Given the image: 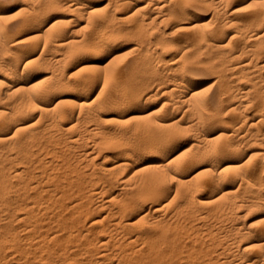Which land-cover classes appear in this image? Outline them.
<instances>
[{
    "label": "bare ground",
    "instance_id": "bare-ground-1",
    "mask_svg": "<svg viewBox=\"0 0 264 264\" xmlns=\"http://www.w3.org/2000/svg\"><path fill=\"white\" fill-rule=\"evenodd\" d=\"M129 37L130 86L104 100L98 75L84 72H100L95 56ZM194 51L216 63L219 83L199 101L201 83L179 72ZM83 55L93 57L67 76ZM206 106L223 143L203 133ZM103 117L114 128L97 140ZM130 121L144 136L127 147L113 135ZM196 123L191 153L170 149ZM257 145L264 151V0H0V264H264Z\"/></svg>",
    "mask_w": 264,
    "mask_h": 264
},
{
    "label": "rangeland",
    "instance_id": "rangeland-1",
    "mask_svg": "<svg viewBox=\"0 0 264 264\" xmlns=\"http://www.w3.org/2000/svg\"><path fill=\"white\" fill-rule=\"evenodd\" d=\"M7 4V6H6V8L8 9L7 11H10V10H12V8L16 5V2H14V1H9V2H6ZM104 3V4H103ZM107 3V0H101V5L102 6H104L105 4ZM243 13V12H242ZM244 13H246V12H244ZM10 14V15H9ZM15 15V13L14 12H10V13H8L7 14V17H8V19H10L9 21L10 22H14V21H16L18 18H19V16H17V14H16V16H14ZM210 17V14L208 13L207 14V19ZM121 25H124V26H127V24H125V23H120ZM123 40V39H122ZM120 40V42L122 43H120V42H118L112 49H111V53H107V52H104V53H101L100 55H98V56H95V58L97 59V64H99L98 66H100V68H102L103 66H105V67H103L102 69H101V71L99 72V69L98 70H95V72H94V70H87L86 72H84V74L85 75H87V74H96V75H98V79H99V81L97 80V82L99 83V84H97V83H95V85H94V87H95V94H97L98 92H99V90H101V88H103V94H102V98L104 99V100H106V98H110L111 100H114V101H119L120 100V98H122L123 97V92H124V90L126 91L127 90V88H129V86H130V78H129V73L126 71V66L128 65V64H130V63H132V61L137 57V55H138V52H137V50H136V52L134 51V48H135V45H136V41H134L135 39H133V38H128V40L127 39H125V40ZM131 40V41H130ZM128 41V42H127ZM130 41V42H129ZM175 42H178V43H180L181 41H179V40H177V41H175ZM119 43L121 44V45H119ZM135 44V45H134ZM117 45H118V47H117ZM174 52V53H173ZM203 53H202V55L199 53L198 55H197V53H195V51H194V53H192L191 52V54H189L187 57H185V59H183V63L184 62H186V64L184 65H182L181 64V67H183V68H181V69H179L178 71L180 72V73H182L183 75H186L187 77H188V79H193V80H197V81H199L200 83H201V88H200V93H202L201 94V96L203 97H201L200 96V98H197L198 100L197 101H199L200 99H205V98H208V97H212V95H214V94H218V86H219V83H215V85H212L213 84V81H215V78H216V74L217 73H215V72H217L216 70V67H214L215 65H216V63L214 62V61H211V59L208 57V54H207V52L206 51H202ZM175 53H176V50H170V51H167L166 53H165V55H166V58L167 59H175V58H177V59H179L180 57H179V55H175ZM193 54V55H192ZM204 54H206V55H204ZM174 55V56H173ZM191 55V56H190ZM200 55V56H199ZM169 56V57H168ZM199 56V57H198ZM91 57H93V56H91V55H88V57H87V55H83V57L81 56V57H79V58H77V59H75L74 61H73V64L72 63H70L71 65H69V71H68V73H66L67 74V76H69L72 72H74V71H72V70H74V68H75V66L79 63V62H81L83 59L85 60V59H88V58H91ZM172 57V58H171ZM191 57H193V58H191ZM195 57V58H194ZM110 59H112V63L111 64H109L108 63V60H110ZM192 59V60H191ZM77 60V61H76ZM181 61L179 62V64L181 63ZM197 61H198V63H197ZM202 61V62H201ZM130 62V63H129ZM215 64H214V63ZM206 63V64H205ZM208 63H211L210 65L208 64ZM107 64V65H106ZM126 64V65H125ZM195 64V65H194ZM197 64V65H196ZM214 64V65H213ZM110 65V66H109ZM102 66V67H101ZM109 66V67H108ZM125 66V67H124ZM179 66L180 65H178V68H179ZM70 67H72V68H70ZM213 67H214V70H212L213 69ZM210 68H212V69H210ZM184 69V70H183ZM187 70V71H186ZM192 70H195V72H191ZM211 70H212V72H211ZM97 71L99 72L98 74H97ZM104 71H105V73H104ZM190 73H189V72ZM197 71V72H196ZM213 71H215V72H213ZM111 72V73H110ZM121 72V73H120ZM211 72V73H210ZM193 73V74H192ZM213 73V74H212ZM215 73V74H214ZM69 74V75H68ZM113 74H114V77H112L113 76ZM191 74V75H190ZM196 75H198V76H196ZM202 75V76H201ZM99 76H101L100 78H99ZM106 76V77H105ZM123 76V77H122ZM192 76V77H191ZM105 77V78H104ZM110 77H111V79H110ZM122 77V78H121ZM104 78V79H103ZM124 78V79H123ZM206 78H208V79H206ZM211 78V79H210ZM103 79V80H102ZM199 79V80H198ZM213 79V80H212ZM101 80V81H100ZM208 80V81H207ZM212 80V81H211ZM104 81V82H103ZM206 84H204L203 82ZM102 83V84H101ZM104 83V84H103ZM108 83V84H107ZM209 83H211V84H209ZM246 82L245 81H243L242 82V84H245ZM102 85H103V87H102ZM105 85H107V86H105ZM100 86V87H99ZM205 86V87H204ZM208 86H211V87H209L208 88ZM125 88V89H124ZM207 88V89H206ZM210 88H213L212 90H208V89H210ZM121 90H123V92L121 91ZM206 90H208V91H210V92H205ZM213 90H214V93H213ZM115 91V92H114ZM118 92V93H117ZM211 92L213 93V94H211ZM112 93V94H111ZM115 93V94H114ZM122 93V96H120V94ZM200 93H199V95H200ZM206 93H208L207 94V96H206ZM114 95H116V96H114ZM162 98V99H161ZM164 98L165 97H158L157 98V100H158V104H156L157 102V100L155 101V103L153 104L154 105V107H153V109H156V110H158L159 111V109L161 110V104H162V101L164 100ZM248 101H249V99H247ZM160 104V105H159ZM66 106H69V107H71L70 105H66ZM159 107V108H158ZM210 108H212V107H210V106H206L205 108L204 107H200V112H202L201 114H203L202 116H203V119H202V121L203 122H201L200 124H201V127H203V133H205V134H207V135H209V137H211V138H213V140H215L214 142H215V144H220V143H223V142H225L226 140H224L226 137V135H225V132L223 131V129H219L217 126L215 127V126H212L210 123H209V115L211 114V113H213V109L214 108H212V110H210ZM178 109V108H177ZM176 109V111H175V116H176V118L177 117H181L182 115H184V111H185V117H186V111H187V109L185 110V108H180L181 109V111H180V113H179V110L180 109H178L177 110ZM203 109L205 110V111H203ZM184 110V111H183ZM212 111V112H211ZM160 112V111H159ZM199 112V113H200ZM251 112V113H250ZM164 113V110L162 111V113H159V115L161 114H163ZM248 114L251 116V115H253L254 114V108L252 109V108H250L249 110H248ZM181 115V116H180ZM207 115V116H206ZM184 117V118H185ZM188 117H191V116H188L187 115V117L186 118H188ZM194 117H196V115L194 116ZM208 117V118H207ZM127 118H129V116H127L125 119H127ZM185 118V119H186ZM226 118V120H228V117L226 116L225 117ZM106 119V120H105ZM192 119V120H191ZM191 121H193V118L191 117ZM88 120V123L89 124H87V121L85 122L87 125L86 126H84V127H88V128H90L91 126H93V125H95V124H93L92 125V123H95L94 121H91L90 119H87ZM104 120V121H103ZM107 120H109V117H103L102 118V120H101V130H98V131H94V134L95 135H93L92 134V136H94V137H96L97 138V140L99 139V137L100 138H102V136H105V134L103 135L102 133H99L100 131H107V130H109V131H111V130H113V128H114V125H113V123H112V121L111 120H109V121H107ZM187 120V119H186ZM188 120H189V118H188ZM189 120V121H190ZM194 120H196V118L194 119ZM206 121V123H205V121ZM106 121V122H105ZM208 121V122H207ZM103 122V123H102ZM84 124V123H83ZM91 124V126H89ZM200 124H198V123H196V128H194L195 130L197 129V128H199L198 126L200 125ZM206 126H205V125ZM85 125V124H84ZM135 126V128H136V130H134L133 131V129H135V128H132V127H134ZM184 127V126H183ZM182 127V129H183V131H181L180 132V134H178L177 135V137L174 139V141H173V143H172V145H171V147H170V149H172V150H174V151H176L177 149H179L180 151H183V152H188V151H186L187 149H190L191 150V146L195 143V141H197L198 140V138H197V136L198 135H200V132L201 131H199L200 129H197L196 131L198 132H196L195 131V133L197 134L196 136L194 135L195 133H194V131L193 130H191V129H184ZM200 127V128H201ZM205 127V128H204ZM208 127V128H207ZM125 128H127V129H125ZM124 128V130H123V133H124V136H123V133H119L118 131H116V133L114 132V135H113V139H114V141H116V142H118V140H119V143L120 144H124V146H126V144L128 145V144H130V145H128L127 147H132V146H134V144L133 143H137L140 139H142L143 138V133H141V131L139 130V127H138V125H137V123L136 122H132V121H130L127 125H126V127ZM187 130H189V131H187ZM201 130H202V128H201ZM219 130V131H218ZM218 131V132H217ZM223 131V132H222ZM96 132V133H95ZM125 132H126V134H125ZM131 132V133H130ZM187 132H189V133H187ZM191 132V133H190ZM98 133V134H97ZM106 133H108V131L106 132ZM192 133H194V134H192ZM202 133V132H201ZM219 133L221 134L222 133V135H219ZM100 134V136H98ZM116 134H117V136H116ZM120 134H121V136H120ZM131 134H132V136H131ZM97 135V136H96ZM195 136V138H193L194 136ZM217 135L219 136V137H217ZM116 136V137H115ZM141 136H142V138H141ZM193 136V137H192ZM94 137H89V139H90V141H88L90 144H92L93 143V141H92V139L94 138ZM118 137V138H117ZM132 137H134V138H132ZM139 137V138H138ZM191 137V138H190ZM124 139V140H122V139ZM126 138V139H125ZM134 139L135 141H133L132 139ZM193 138V139H192ZM216 138V139H215ZM88 139V140H89ZM121 139V140H120ZM96 140V139H95ZM127 140V141H126ZM130 140V141H129ZM92 141V142H91ZM133 141V142H132ZM126 143V144H125ZM192 143V144H191ZM183 144H184V146H183ZM136 146V145H135ZM177 146V147H176ZM179 146V147H178ZM253 146V145H252ZM187 147V148H186ZM254 147V146H253ZM251 148L250 150H249V153H252L254 156H256L255 157V159H262V160H264V154L261 156V154H260V151H261V153H263L264 151H263V149H262V147H263V145H262V147H259L258 145L255 147V148ZM259 147V148H258ZM175 148V149H174ZM177 148V149H176ZM186 148V149H185ZM183 149V150H182ZM259 149V150H258ZM194 150L196 151V149H192V151L194 152ZM255 150V151H254ZM256 150H258V151H256ZM109 150H103V152L104 153H106V152H108ZM190 153H191V151H189ZM256 152H258L259 154L257 155V153ZM102 155V154H101ZM101 155H99L98 157H97V159L98 160H102V156ZM263 178H264V173H263ZM236 188V186H234L231 190L232 191H236L237 189H235ZM99 210V209H98ZM97 212H99V213H101V212H104V210H99V211H97ZM149 219H151V218H149ZM214 220V218H210V219H207L208 220V222L207 223H210V222H213V221H211V220ZM152 220V219H151ZM150 220V221H151ZM206 220V221H207ZM146 221H149V220H146ZM146 221H144L145 223L142 225V227L143 228H146L147 227V224H146ZM203 221V220H202ZM210 221V222H209ZM199 222V221H198ZM142 224V223H141ZM140 224V225H141ZM143 228H141V226H139V229H138V227H136V231L134 230V228L133 229H131V231H132V233L134 234V233H137L138 232V230H141V229H143ZM87 258V257H86ZM85 258V259H86ZM111 259L112 260H110V261H116L115 260V257L113 258V257H111ZM114 259V260H113ZM79 263V262H78ZM77 263V264H78ZM106 263H109V260H107L106 261ZM71 264H74V263H71ZM76 264V263H75ZM94 264V263H93Z\"/></svg>",
    "mask_w": 264,
    "mask_h": 264
}]
</instances>
